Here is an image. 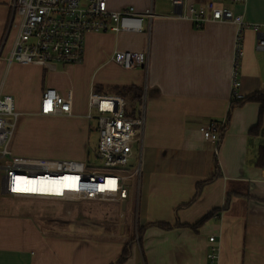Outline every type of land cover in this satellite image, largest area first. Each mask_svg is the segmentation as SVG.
<instances>
[{"label": "crops", "instance_id": "obj_1", "mask_svg": "<svg viewBox=\"0 0 264 264\" xmlns=\"http://www.w3.org/2000/svg\"><path fill=\"white\" fill-rule=\"evenodd\" d=\"M205 1L185 0L175 8L169 0H107L112 10L132 5L153 14L143 17L141 32L87 34L81 63H56L49 70L3 59L14 33L11 0H0V95L13 98L18 129L38 124L46 140L75 150L71 160L87 162L90 136L97 135L86 117L89 92L116 94L113 86L135 85L144 103L142 141L135 143L139 174L130 179L126 200L89 216L82 232L48 233L32 213L0 197V264H113L125 243L129 255L122 264H207L209 236L218 244V264H264V169L255 165L264 143V114L259 121V104L250 100L233 107L226 119L235 26L207 21L196 28L179 16L186 4ZM212 1L264 32V0ZM255 37L249 29L243 32L244 96L264 91ZM114 50L147 51V64L122 69L108 61ZM46 88L61 95L71 90V115L39 114ZM138 101L128 102L137 108ZM209 121L227 124L217 143L199 130ZM209 178L197 189V182ZM160 221L173 226L149 225Z\"/></svg>", "mask_w": 264, "mask_h": 264}, {"label": "built area", "instance_id": "obj_2", "mask_svg": "<svg viewBox=\"0 0 264 264\" xmlns=\"http://www.w3.org/2000/svg\"><path fill=\"white\" fill-rule=\"evenodd\" d=\"M175 7H182L185 0H169ZM243 3L244 0H228ZM9 30L14 33L12 46L4 60L22 65L37 64L55 69L56 63L78 64L84 59L85 38L89 33L141 32L143 17L152 16L151 8L137 11L127 5L119 10L108 7L107 0H11ZM180 13V12H179ZM179 16L189 19L196 28L207 21L231 22L235 26L232 65L230 72V102L244 98L240 90V61L243 56V32L255 34V49L264 63V32L259 24L247 23L242 14L227 7H220L212 0L200 6L186 4ZM147 51L114 50L108 58L122 69L134 70L147 64ZM134 108V115L128 113ZM72 92L64 95L53 88H46L40 96L39 114L71 115ZM20 114L10 95H0V197L43 198L61 201H115L118 204L128 196L130 179L139 174V167L131 172L123 168L131 157L134 143H141L144 115L122 96L89 92L87 120L92 121L97 142L92 150L97 163L71 159L45 160L22 158L11 149V140ZM224 124L209 121L199 127L203 137L211 142L219 140V128ZM32 174L71 176L75 186L62 184V195H42L16 188L17 177L29 179ZM108 184L104 186L106 181ZM25 184V181L23 182ZM26 185V184H25ZM207 264H218L219 248L213 236L208 237Z\"/></svg>", "mask_w": 264, "mask_h": 264}, {"label": "rangeland", "instance_id": "obj_3", "mask_svg": "<svg viewBox=\"0 0 264 264\" xmlns=\"http://www.w3.org/2000/svg\"><path fill=\"white\" fill-rule=\"evenodd\" d=\"M152 1L155 2V0ZM11 34L12 33L9 35L11 36ZM136 106L141 112V109L144 107V103L142 102L141 98L136 103ZM48 136L51 137L50 134ZM45 138L46 134L42 132V128L38 124L23 127L22 129H18L17 124L13 139L11 140L13 143L12 152L22 158H38L45 160L70 159L71 155L74 156L76 153L75 150H72L70 146L59 143L60 141L54 142V140L50 141V139L46 140ZM96 142L97 135L93 134L92 137L90 136V148L87 147L89 149L87 150L88 157L86 159V161L91 164L97 163V161L93 159L92 153V150L96 146ZM138 149L139 146L134 143L132 146L131 157L128 158L126 165L123 167L126 172H131L134 166L138 165ZM130 196V199L134 198L133 192H131ZM6 200L12 203L14 207L32 213V215L37 217V221L41 223V226L48 230V233H65L66 231L82 232V228L80 229V226L85 225L87 220H90L89 216L94 218L100 213H103L105 206L117 209L118 205V203L115 201L82 200L71 202L34 197H7Z\"/></svg>", "mask_w": 264, "mask_h": 264}, {"label": "trees", "instance_id": "obj_4", "mask_svg": "<svg viewBox=\"0 0 264 264\" xmlns=\"http://www.w3.org/2000/svg\"><path fill=\"white\" fill-rule=\"evenodd\" d=\"M112 90L114 91V93L124 97L125 99L132 102L133 104H134V102H136L140 99L141 92H142L141 87H138L135 85L113 86ZM250 100L255 101L259 104V113H260L259 121H260L261 116L264 114V91L255 92L251 95L244 96V98H242V99H238V100L230 102L228 110H227V114H226V119L228 120L231 109L233 107L240 105V104L244 103L245 101H250ZM134 106H132V107H134ZM128 114L134 115L135 114L134 108ZM227 120H226V122H227ZM226 122H224V124L219 128V133H220L219 139H220V137H222V134L227 127ZM257 126L258 125L251 127V130L253 131L254 129H256ZM255 165L259 168L264 169V143H262L258 148V152H257L256 158H255ZM216 173H218V172H216ZM209 180H210V178L206 179V181L203 180V181L197 182V189H200L201 185L204 184L205 182L209 181ZM195 196L193 197V199L195 198ZM149 225L158 226V227L163 228V229H168V228L173 226L167 222H162V221L153 222V223H150ZM137 235H140L139 228L137 229ZM127 247H128V243H125V245L122 249L121 255L118 257L116 262L113 264H122L123 263L124 259L129 255V250L127 249Z\"/></svg>", "mask_w": 264, "mask_h": 264}, {"label": "bare ground", "instance_id": "obj_5", "mask_svg": "<svg viewBox=\"0 0 264 264\" xmlns=\"http://www.w3.org/2000/svg\"><path fill=\"white\" fill-rule=\"evenodd\" d=\"M60 176H53V174H48L47 176H44L42 174H32V176L27 179L23 177H17L19 184L21 187L18 185L16 186L17 190L18 188H22L23 190H26L30 193H37V194H42V195H62L65 190L62 189L63 183L64 186L66 184V187H73L75 186V183L69 180L71 176L64 175V174H59ZM25 181V184L23 183ZM109 180L106 181L104 184L107 185Z\"/></svg>", "mask_w": 264, "mask_h": 264}]
</instances>
